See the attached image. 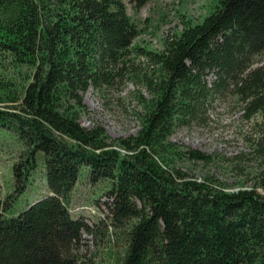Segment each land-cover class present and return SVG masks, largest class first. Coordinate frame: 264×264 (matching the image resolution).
Wrapping results in <instances>:
<instances>
[{"label": "trees", "instance_id": "1", "mask_svg": "<svg viewBox=\"0 0 264 264\" xmlns=\"http://www.w3.org/2000/svg\"><path fill=\"white\" fill-rule=\"evenodd\" d=\"M151 1L0 0V50L33 68L19 104L0 110V130L23 148L15 193L40 166L49 192L17 214L16 196L0 198V264H80L91 231L69 203L82 172L111 184L107 208L125 246L113 264H264V0H219L162 51L135 45L141 29L127 13ZM123 85L137 89L141 128L110 142L103 126H82L83 96ZM232 99L259 167L237 191L188 179L177 162L212 157L171 141Z\"/></svg>", "mask_w": 264, "mask_h": 264}, {"label": "rangeland", "instance_id": "2", "mask_svg": "<svg viewBox=\"0 0 264 264\" xmlns=\"http://www.w3.org/2000/svg\"><path fill=\"white\" fill-rule=\"evenodd\" d=\"M219 0H153L140 11L128 5V14L141 29L135 45L151 51H162L167 35L181 32L183 23L201 24L211 15ZM33 68L15 56L0 50V110L12 109L20 102L32 81ZM136 87L118 86L108 92L88 90L83 96L87 111L80 122L87 129L96 124L107 132L110 142L135 136L140 130L139 114L142 108L136 96ZM240 106L232 100L218 102L211 110L206 124L179 128L171 137L181 151H200L212 157L209 163L187 158L177 162V169L188 179L209 182L214 187L229 191L253 187L258 164L248 155L249 125L241 119ZM22 146L10 132L0 130V198L16 196L14 214L26 209L48 195L43 169L40 166L22 196L15 193L13 172L19 161ZM238 158V159H237ZM82 172L72 192L69 210L73 217L84 218L91 233L83 234L78 252L80 264H113L124 254L121 231L112 226L109 216L108 182L92 184Z\"/></svg>", "mask_w": 264, "mask_h": 264}]
</instances>
